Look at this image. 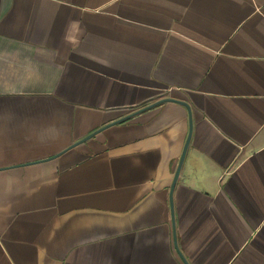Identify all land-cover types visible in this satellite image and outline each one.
Returning a JSON list of instances; mask_svg holds the SVG:
<instances>
[{
    "label": "crops",
    "instance_id": "1",
    "mask_svg": "<svg viewBox=\"0 0 264 264\" xmlns=\"http://www.w3.org/2000/svg\"><path fill=\"white\" fill-rule=\"evenodd\" d=\"M165 103L50 159L102 127ZM264 264V0H0V264Z\"/></svg>",
    "mask_w": 264,
    "mask_h": 264
},
{
    "label": "water",
    "instance_id": "2",
    "mask_svg": "<svg viewBox=\"0 0 264 264\" xmlns=\"http://www.w3.org/2000/svg\"><path fill=\"white\" fill-rule=\"evenodd\" d=\"M165 103H176V104H179V105L185 107L187 109L188 113H189L190 133H189V137L187 139L185 148L183 150V154H182L181 161H180V164H179L180 166L178 167L177 172L175 174L174 185H173V188H174V186H175V184H176V182L178 180V177L180 175L181 168L183 166V163H184V160H185V156H186V153H187V149H188V146H189V143H190V140H191L193 122H192V109L189 106V104L184 102V101H179V100L172 99V98H170V99L169 98L162 99V100H160V101H158V102H156V103H154L152 105H149V106H147V107H145L143 109H140L138 112H135V113H133L131 115H128V116H126V117H124L122 119H119L117 121H114V122L102 127L101 129L95 131L94 133L90 134L89 136L85 137L84 139L76 142L75 144H73V146H70L68 149H66L62 153H60V154H58V155H56V156H54V157H52L50 159L42 161V162H48V161H51V160H55V159L59 158L60 156H62L63 154H65L66 152H68V151H70V150H72L74 148H77L80 145H83V144L87 143L89 140L95 138L97 135L101 134L102 132L106 131L107 129H109L111 127H114V126H117V125H119L121 123H124V122H126V121H128V120H130V119H132L134 117H138V115H140L142 113H145V112H147V111H149L151 109H154V108H156V107H158L160 105H163ZM184 263L187 264L186 260H184Z\"/></svg>",
    "mask_w": 264,
    "mask_h": 264
}]
</instances>
